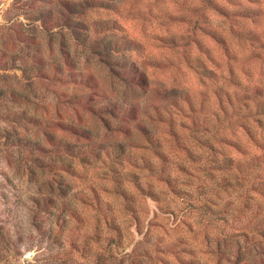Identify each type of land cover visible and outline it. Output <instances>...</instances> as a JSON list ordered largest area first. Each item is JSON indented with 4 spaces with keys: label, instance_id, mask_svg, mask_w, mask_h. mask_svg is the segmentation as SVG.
<instances>
[{
    "label": "rangeland",
    "instance_id": "obj_1",
    "mask_svg": "<svg viewBox=\"0 0 264 264\" xmlns=\"http://www.w3.org/2000/svg\"><path fill=\"white\" fill-rule=\"evenodd\" d=\"M26 263L264 264V0H0V264Z\"/></svg>",
    "mask_w": 264,
    "mask_h": 264
},
{
    "label": "trees",
    "instance_id": "obj_2",
    "mask_svg": "<svg viewBox=\"0 0 264 264\" xmlns=\"http://www.w3.org/2000/svg\"><path fill=\"white\" fill-rule=\"evenodd\" d=\"M149 137V139H152V137L151 136H148ZM151 145H155V140H151ZM167 182H168V184L169 183H171V184H173L172 182H173V178L172 177H168L167 178ZM170 186V185H169Z\"/></svg>",
    "mask_w": 264,
    "mask_h": 264
},
{
    "label": "water",
    "instance_id": "obj_3",
    "mask_svg": "<svg viewBox=\"0 0 264 264\" xmlns=\"http://www.w3.org/2000/svg\"><path fill=\"white\" fill-rule=\"evenodd\" d=\"M27 264V263H26Z\"/></svg>",
    "mask_w": 264,
    "mask_h": 264
}]
</instances>
